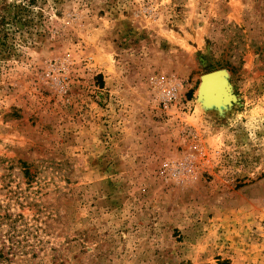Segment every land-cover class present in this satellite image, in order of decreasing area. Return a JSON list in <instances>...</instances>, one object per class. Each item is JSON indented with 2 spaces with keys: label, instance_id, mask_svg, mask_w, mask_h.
<instances>
[{
  "label": "rangeland",
  "instance_id": "1",
  "mask_svg": "<svg viewBox=\"0 0 264 264\" xmlns=\"http://www.w3.org/2000/svg\"><path fill=\"white\" fill-rule=\"evenodd\" d=\"M263 221L264 0H0V264H264Z\"/></svg>",
  "mask_w": 264,
  "mask_h": 264
},
{
  "label": "bare ground",
  "instance_id": "2",
  "mask_svg": "<svg viewBox=\"0 0 264 264\" xmlns=\"http://www.w3.org/2000/svg\"><path fill=\"white\" fill-rule=\"evenodd\" d=\"M221 77L222 73L219 71L208 73L204 76L200 94L201 96H205L204 99L207 101V103L213 101L216 95L219 93L223 82V77ZM220 81H222L221 84Z\"/></svg>",
  "mask_w": 264,
  "mask_h": 264
},
{
  "label": "built area",
  "instance_id": "3",
  "mask_svg": "<svg viewBox=\"0 0 264 264\" xmlns=\"http://www.w3.org/2000/svg\"><path fill=\"white\" fill-rule=\"evenodd\" d=\"M162 101L165 102V105H167V103L171 102L175 97V89L173 86L165 89L162 93ZM258 234L260 236V238L264 239V221L260 223V229L258 231ZM264 251V248H263Z\"/></svg>",
  "mask_w": 264,
  "mask_h": 264
},
{
  "label": "trees",
  "instance_id": "4",
  "mask_svg": "<svg viewBox=\"0 0 264 264\" xmlns=\"http://www.w3.org/2000/svg\"><path fill=\"white\" fill-rule=\"evenodd\" d=\"M29 4H35L38 0H26Z\"/></svg>",
  "mask_w": 264,
  "mask_h": 264
},
{
  "label": "water",
  "instance_id": "5",
  "mask_svg": "<svg viewBox=\"0 0 264 264\" xmlns=\"http://www.w3.org/2000/svg\"><path fill=\"white\" fill-rule=\"evenodd\" d=\"M213 72H214V71H213ZM205 75H206V74H205ZM205 75H204V76H205ZM204 76H203V78H204Z\"/></svg>",
  "mask_w": 264,
  "mask_h": 264
}]
</instances>
